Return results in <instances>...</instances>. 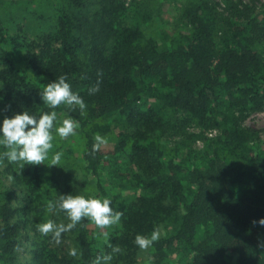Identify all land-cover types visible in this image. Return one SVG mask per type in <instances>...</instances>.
<instances>
[{"label": "trees", "instance_id": "obj_1", "mask_svg": "<svg viewBox=\"0 0 264 264\" xmlns=\"http://www.w3.org/2000/svg\"><path fill=\"white\" fill-rule=\"evenodd\" d=\"M173 2L174 31L140 0H18L19 20L0 0L3 119L56 111L81 132V157L68 153L53 168L15 166L1 146L0 264H92L108 244L122 250L111 264H264V226L252 223L264 218V140L243 125L264 110V5L257 13L242 0ZM98 73L100 90L89 95ZM61 75L84 99L83 114L42 101ZM165 132L183 141L170 147ZM97 134L113 150L93 157ZM77 170L94 180L90 191L73 187ZM8 179L20 198L3 190ZM68 194L110 199L121 222L106 239L85 219L71 230L72 247L57 244L37 225L69 223L47 211ZM154 227L159 241L141 250L136 235ZM23 249L30 260L21 263Z\"/></svg>", "mask_w": 264, "mask_h": 264}, {"label": "clouds", "instance_id": "obj_2", "mask_svg": "<svg viewBox=\"0 0 264 264\" xmlns=\"http://www.w3.org/2000/svg\"><path fill=\"white\" fill-rule=\"evenodd\" d=\"M96 84L89 88V95H94L100 90L102 83V73H98ZM40 96L44 104L50 109H56L60 105H66L70 111L79 109L83 114L87 105L84 99L72 90L71 85L67 82L66 75H61L58 79L47 84L40 91ZM57 120L56 111L44 112L39 118L30 115L24 111L11 118L3 120L0 127V145L7 149L2 158H7L9 163H20L21 167L27 165L45 164L49 159V153L53 149V129ZM80 124L74 118H65L61 126L56 127L55 131L61 139H67L77 134ZM107 144V139L99 134L94 137V143L89 155L95 154L101 150L102 146ZM63 153L55 152L51 156V165L58 166L61 162ZM111 200L108 198H86L84 195H60L58 201H49L47 211H59L66 214L69 223L57 224L54 220L49 219L47 222L37 225V230L41 235L49 236L57 243H61L62 234L67 233L85 219L93 222L101 230L102 235L107 239L108 233L105 229L118 225L124 215L122 211H116L111 207ZM264 226V218L258 222ZM160 228L154 227L149 235L137 234L135 244L144 251H147L155 242L160 239ZM111 249L108 253H101L95 257L92 264H111L114 256L122 252L121 248L116 245L108 244ZM264 247V243L260 245ZM69 255L76 257V249H70Z\"/></svg>", "mask_w": 264, "mask_h": 264}, {"label": "rangeland", "instance_id": "obj_3", "mask_svg": "<svg viewBox=\"0 0 264 264\" xmlns=\"http://www.w3.org/2000/svg\"><path fill=\"white\" fill-rule=\"evenodd\" d=\"M127 4H130L132 2V0H124ZM142 2L143 5L148 6L149 8L152 9V11L155 13V20L157 21V12L160 11L161 12V16L159 18V20L157 21L158 24L162 27H164L165 29H174L175 26V20H176V16H175V11H173V7H174V2L173 0H140ZM243 3L249 4L251 5L253 8L256 9L257 13L261 12L263 10V5H264V0H242ZM6 2V15L8 18H13V19H18L19 20V14L18 12L15 10V8L17 7L15 3L18 2V0H5ZM174 31V30H173ZM173 31H171L170 33H173ZM3 114L0 110V127H2L3 124ZM68 118L63 114H57V120L55 122V127L53 129V137L55 139V147H53V149L50 151L49 153V159L45 160V164H42L44 167H48V164H51V156L52 154H54L55 152H62L63 155H66L68 153L72 154V157H77V160L81 157V132L80 129L77 130V134L74 136H70L67 139H61L59 137V135L56 133L55 128L61 126L63 119ZM243 125L246 127L247 130H249L250 132L254 133V134H258L261 140H264V110L258 113H253L251 115H249L247 118H245V120L243 121ZM188 133H198L199 130L196 128H188L187 129ZM0 135H2V133H0ZM209 138L215 137L217 135V131H210L209 133L206 134ZM165 141L166 143L170 146V147H174L177 144H179L181 141H183V137L182 136H177L176 134H171L170 132H165L164 135ZM203 140L198 139L196 140L192 147L196 148V149H201L203 148ZM2 145H0L1 148ZM102 151L104 152H111L113 150V145L112 143L107 142L106 145L102 146L101 148ZM62 159V158H61ZM7 164V161L4 159H2L0 157V169H4V166ZM14 164V163H13ZM15 165V164H14ZM16 166V165H15ZM51 168H53L51 166ZM75 183L79 184L82 186V188H84V190H88L90 191V189H92V185L94 184V180L87 177L85 175V173L83 171H79L77 170V175L76 178L73 177L72 179V184L73 187L75 186ZM12 182L10 181V179L5 181V184L3 187V190H5L6 188L9 189L15 193V196L17 198H20L22 193L20 188H12ZM87 191V192H88ZM72 233L73 231H69L67 233L62 234V238L61 241L62 243L70 248L72 247ZM30 260V253L29 250H21L20 252V259L19 261L22 262H28ZM143 260V259H142ZM146 264V263H143Z\"/></svg>", "mask_w": 264, "mask_h": 264}]
</instances>
